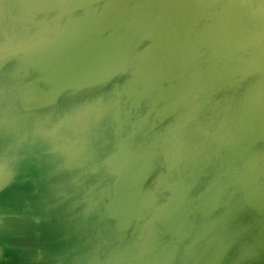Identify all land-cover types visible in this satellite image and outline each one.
Here are the masks:
<instances>
[{
    "label": "water",
    "instance_id": "1",
    "mask_svg": "<svg viewBox=\"0 0 264 264\" xmlns=\"http://www.w3.org/2000/svg\"><path fill=\"white\" fill-rule=\"evenodd\" d=\"M0 264H264V0H0Z\"/></svg>",
    "mask_w": 264,
    "mask_h": 264
}]
</instances>
